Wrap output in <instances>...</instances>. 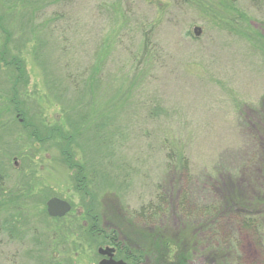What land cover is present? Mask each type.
<instances>
[{"label": "rangeland", "instance_id": "obj_1", "mask_svg": "<svg viewBox=\"0 0 264 264\" xmlns=\"http://www.w3.org/2000/svg\"><path fill=\"white\" fill-rule=\"evenodd\" d=\"M0 24L5 58L26 71L13 91L0 61V264H97L109 244L80 233L89 205L106 230L140 245L160 224L130 220L150 202H167L169 233L186 190L203 202L225 189L263 198L264 0H0ZM23 120L72 137L88 195L58 135L30 140ZM16 188L30 194L15 201ZM51 197L71 210L49 217ZM237 234L241 264H264L252 237ZM193 255L189 264H217L211 252Z\"/></svg>", "mask_w": 264, "mask_h": 264}, {"label": "trees", "instance_id": "obj_2", "mask_svg": "<svg viewBox=\"0 0 264 264\" xmlns=\"http://www.w3.org/2000/svg\"><path fill=\"white\" fill-rule=\"evenodd\" d=\"M0 31H3L1 24ZM188 35L195 38L190 33ZM0 49V61L8 67V71L13 73L11 87L15 91L19 82H26L23 60L16 55H9V58H5L7 53L6 41L2 43ZM9 103H12L15 108L16 105L13 102V98L9 99ZM20 111L23 113L19 109L16 112ZM79 118L73 125L76 133L77 129L79 130L80 126L87 122L82 115ZM28 124L29 130H26L28 139L38 143L54 141L58 135L57 137L60 138V141L57 142L56 140L53 143L58 148L60 147L59 152L61 158H63L62 160L69 168L75 171L73 178L76 180L78 191L82 192L83 195H88L86 182L88 175L85 167L72 160L73 156L70 150L72 137L63 134L58 129L54 131V135L50 134L48 130L45 134H39L40 129L37 126H33V124L24 120L22 122L23 129H27ZM0 125L3 127L1 122ZM96 127V125H92V128L89 129L97 131ZM259 151V156H263L264 160V146H261ZM260 179L264 180V164L260 172ZM1 182L0 175V185ZM169 187H172V182ZM26 191L16 188L15 196L13 197L15 201L20 200V197H27L30 194V189L27 188ZM226 191V189L223 191L225 193L220 200L214 198L213 201L203 202L201 195H197L198 197L191 196L192 191L186 190L182 198L180 197L183 212L178 210L176 202V213L179 211L184 218L179 220L178 228L169 233L162 229V221L160 220L165 207H167V202L156 199L155 203L150 202L143 206L139 210L138 215H133L132 218L134 220L131 219L130 222L144 221L151 224L156 219L160 225L156 229L152 227L145 229L140 234V245H132L128 243L127 239L118 237L114 229L106 230L100 224V212L94 211L91 205L83 212L84 221L79 226L80 233H82V236L83 234L86 235L89 240H100L101 245L105 243L111 245L116 241L117 246H121V250L130 252L129 256L124 257V260H127L129 264H189L190 260L195 256L193 254L201 250L211 252L217 264H241L240 258L236 255V247L239 245L236 239L239 236L237 233H247L264 252V196L260 199L256 198L255 195L242 194L237 189ZM180 200H177L179 205ZM8 202L13 205L14 201L10 200ZM196 222L198 223L196 224ZM141 224V227L147 226L146 224L143 225L142 222ZM143 235L146 240L143 239Z\"/></svg>", "mask_w": 264, "mask_h": 264}, {"label": "water", "instance_id": "obj_3", "mask_svg": "<svg viewBox=\"0 0 264 264\" xmlns=\"http://www.w3.org/2000/svg\"><path fill=\"white\" fill-rule=\"evenodd\" d=\"M70 209L71 206L67 201L57 197H51L46 202V212L50 217H63ZM96 251L100 256H103L98 264H126L123 260L113 259V247H98Z\"/></svg>", "mask_w": 264, "mask_h": 264}, {"label": "flooded vegetation", "instance_id": "obj_4", "mask_svg": "<svg viewBox=\"0 0 264 264\" xmlns=\"http://www.w3.org/2000/svg\"><path fill=\"white\" fill-rule=\"evenodd\" d=\"M110 245V244H109ZM110 246L114 247V252H113V259L114 260H123L125 261L127 264H129V262L127 260H124V257H127L130 255L129 251H125V250H121V246H117V242L115 241L114 244H111ZM103 258L100 256V259ZM140 264V263H138Z\"/></svg>", "mask_w": 264, "mask_h": 264}]
</instances>
